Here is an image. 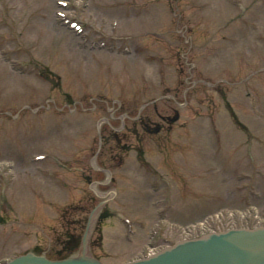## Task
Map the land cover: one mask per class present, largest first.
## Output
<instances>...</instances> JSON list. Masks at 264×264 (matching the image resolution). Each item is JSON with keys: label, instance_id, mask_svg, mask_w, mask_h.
I'll list each match as a JSON object with an SVG mask.
<instances>
[{"label": "rangeland", "instance_id": "obj_1", "mask_svg": "<svg viewBox=\"0 0 264 264\" xmlns=\"http://www.w3.org/2000/svg\"><path fill=\"white\" fill-rule=\"evenodd\" d=\"M58 1L0 0V264L67 256L111 194L106 264L217 213L264 225V0Z\"/></svg>", "mask_w": 264, "mask_h": 264}, {"label": "water", "instance_id": "obj_2", "mask_svg": "<svg viewBox=\"0 0 264 264\" xmlns=\"http://www.w3.org/2000/svg\"><path fill=\"white\" fill-rule=\"evenodd\" d=\"M114 197L111 194L108 198L111 200ZM101 204L95 210H103ZM97 220L98 217L95 225ZM86 241L85 239L80 255L75 258L49 261L45 257L29 254L8 264H101L86 255ZM131 264H264V230L230 231L210 235L197 241L180 243L151 258Z\"/></svg>", "mask_w": 264, "mask_h": 264}]
</instances>
